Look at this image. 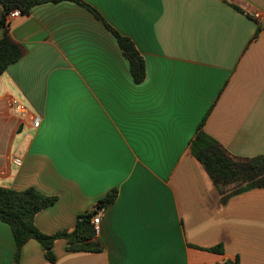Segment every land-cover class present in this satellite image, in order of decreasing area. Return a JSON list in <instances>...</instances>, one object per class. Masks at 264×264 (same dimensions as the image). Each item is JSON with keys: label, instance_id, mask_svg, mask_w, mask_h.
Segmentation results:
<instances>
[{"label": "crops", "instance_id": "crops-1", "mask_svg": "<svg viewBox=\"0 0 264 264\" xmlns=\"http://www.w3.org/2000/svg\"><path fill=\"white\" fill-rule=\"evenodd\" d=\"M82 1L134 43L145 78L133 82L115 39L75 3L9 21L23 51L0 75V186L57 198L34 217L45 234L71 231L116 190L100 211L99 252L57 239L48 262L31 239L19 264H264V188L222 202L189 150L203 120L232 157L264 155V0ZM13 253L0 223V264Z\"/></svg>", "mask_w": 264, "mask_h": 264}, {"label": "trees", "instance_id": "trees-1", "mask_svg": "<svg viewBox=\"0 0 264 264\" xmlns=\"http://www.w3.org/2000/svg\"><path fill=\"white\" fill-rule=\"evenodd\" d=\"M72 2L90 12L107 32L115 39L121 50L122 57L127 61L129 72L134 83L138 84L145 78L144 61L134 43L121 36L115 28L108 24L94 9L82 0H0V28L3 29L0 38V75L22 54L23 48L15 43L8 34L7 14L18 10L25 15L30 8L44 3ZM256 35V34H255ZM203 120L190 142L191 155L204 167L213 185L221 193L224 202L231 195L252 188H264V155L255 159H238L229 153L214 139L200 130ZM116 198L115 188L108 190L101 197L92 211L79 214L71 231L60 230L52 234L41 232L34 224L35 215L43 209L55 204L56 197H48L33 188L13 190L0 186V223L10 228L14 241L12 263L19 264L21 249L28 240H36L44 250V258L54 261L53 244L57 239H64L68 252H99V244L94 241V231L90 219L109 206ZM211 252L222 253V247L216 245ZM232 264H237V260Z\"/></svg>", "mask_w": 264, "mask_h": 264}, {"label": "built area", "instance_id": "built-area-1", "mask_svg": "<svg viewBox=\"0 0 264 264\" xmlns=\"http://www.w3.org/2000/svg\"><path fill=\"white\" fill-rule=\"evenodd\" d=\"M20 15L18 10H13L10 13L7 14V20L11 21L15 18H17ZM251 17L253 19H258L259 18V14L253 13L251 14ZM11 109L12 111L19 117H22L23 119L27 120V122L33 127V128H37L40 122L39 117L34 116L32 114H30L28 112V110L26 109V107L20 103L17 100H12L11 101ZM17 163V162H16ZM99 219H100V211H98L91 219V225L93 227V231H94V236L96 234H98V225H99Z\"/></svg>", "mask_w": 264, "mask_h": 264}, {"label": "water", "instance_id": "water-1", "mask_svg": "<svg viewBox=\"0 0 264 264\" xmlns=\"http://www.w3.org/2000/svg\"><path fill=\"white\" fill-rule=\"evenodd\" d=\"M21 128H22V124L19 126V132H20Z\"/></svg>", "mask_w": 264, "mask_h": 264}]
</instances>
